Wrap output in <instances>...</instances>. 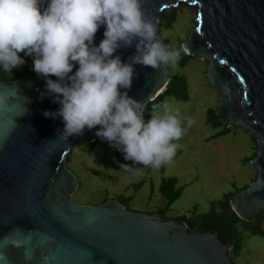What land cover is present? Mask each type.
<instances>
[{
	"label": "water",
	"instance_id": "obj_1",
	"mask_svg": "<svg viewBox=\"0 0 264 264\" xmlns=\"http://www.w3.org/2000/svg\"><path fill=\"white\" fill-rule=\"evenodd\" d=\"M180 4L197 12L182 45L187 55L207 62L206 79L220 93L216 116L258 142L250 162L256 178L230 200L235 214L251 222L264 210V0H141L163 44L161 16ZM46 7L47 0H41V10ZM103 32L101 26L94 45ZM135 43L114 55L127 62ZM134 68L131 89L121 91L144 103V115L170 74L167 66ZM44 85L45 78L33 69L0 80V93L7 97L0 111V264H232L217 233L190 232L186 223L130 211L116 200L99 206L74 203L71 196L80 183L67 165L68 155L79 139L96 142L100 126L60 137L62 119L43 115L59 108L53 94L41 98Z\"/></svg>",
	"mask_w": 264,
	"mask_h": 264
},
{
	"label": "clouds",
	"instance_id": "obj_2",
	"mask_svg": "<svg viewBox=\"0 0 264 264\" xmlns=\"http://www.w3.org/2000/svg\"><path fill=\"white\" fill-rule=\"evenodd\" d=\"M40 4L41 0H0V70L11 73L25 64L24 57H33V71L45 78L41 98L51 93L52 102L59 104L56 111L45 110L43 115L62 119L63 139L99 125L95 135L120 151L125 161L153 168L170 161L179 147L174 141L185 131L180 109L166 100L154 104L145 120L144 103L121 89H131L136 64L154 70L176 67L185 47L162 43L141 0H47L43 10ZM101 26L103 39L96 46ZM134 40L135 54L122 62L114 54ZM6 104L7 97L0 93V111ZM185 119L189 127L194 123L191 117ZM120 167L134 175L142 171L128 164Z\"/></svg>",
	"mask_w": 264,
	"mask_h": 264
},
{
	"label": "rangeland",
	"instance_id": "obj_3",
	"mask_svg": "<svg viewBox=\"0 0 264 264\" xmlns=\"http://www.w3.org/2000/svg\"><path fill=\"white\" fill-rule=\"evenodd\" d=\"M167 12H176V20L170 30L160 28V35L169 40L170 48H177L195 26L197 12L186 4ZM168 66L172 74L185 76L189 86L188 101L165 99L180 109L185 131L174 143L179 145L177 151L182 152L159 168L144 167L125 161L120 151L100 137L92 148L91 142L79 139L71 148L67 162L80 183L71 196L74 203L99 206L104 198L118 201L122 195L133 198L128 210L159 215L158 210L165 205L158 192L161 179L176 177L183 191L166 214L167 219L174 220L180 215L189 217L195 207L198 214H205L212 202L222 200L226 193L255 180L256 171L248 159L257 153L256 137L242 128H232L228 134L215 138L221 128L213 130L207 125V110H216L220 96L206 79L207 62L193 57L184 68ZM186 117L194 120L190 127ZM121 164L140 168L141 174L126 172ZM139 183L143 185L137 188ZM262 229L264 231V224ZM234 261L237 264H264V238L243 232L242 251Z\"/></svg>",
	"mask_w": 264,
	"mask_h": 264
},
{
	"label": "trees",
	"instance_id": "obj_4",
	"mask_svg": "<svg viewBox=\"0 0 264 264\" xmlns=\"http://www.w3.org/2000/svg\"><path fill=\"white\" fill-rule=\"evenodd\" d=\"M175 20L176 12H164L160 19V28L163 30H170L172 25L175 23ZM162 40L166 46H168L169 40ZM20 55L23 56L24 54L20 53ZM24 58L25 64L19 68L13 69L11 73H5L0 70V80H10L27 74L32 69V61L30 60V56ZM192 58L193 56L187 55L186 53L182 54L178 67L184 68ZM167 68L170 74V81L166 89L154 101L149 102L146 106L144 112L145 120L150 118L153 105L164 102L166 98H173L176 101L184 102L189 100V86L185 76L172 74L168 65ZM206 122L213 130L221 128V131L214 135L215 138L226 135L230 132V129L219 121L214 109L207 110ZM254 141L257 143L255 138ZM95 143L96 142L90 143L91 148ZM181 152V150L176 151L175 156L179 155ZM255 156L256 154L249 158L248 161H251ZM69 160L70 157L67 158V162H69ZM142 185V183H139L136 186L137 188H140ZM248 186L249 185H246L241 189H236L234 192H228L223 196L222 200L212 202L209 211L205 214H198L197 208L195 207L193 212L189 214V217L186 215H180L174 220L186 223L190 232L217 233L222 244L227 247L228 255L232 264H237L234 260L242 251L243 232L264 238V231L262 229L264 224L263 210L257 214L254 221L245 222L235 214L230 206V200L233 195ZM182 191L183 187L178 186V179L176 177H163L161 179L158 192L161 199L165 201V205L163 208L159 209L157 213L162 216L164 220L167 219L166 214L169 212L171 205L180 198ZM132 199V197L125 198L121 195L119 196L118 202H120L127 209V207H130ZM106 201H108V198H104L101 204Z\"/></svg>",
	"mask_w": 264,
	"mask_h": 264
},
{
	"label": "snow or ice",
	"instance_id": "obj_5",
	"mask_svg": "<svg viewBox=\"0 0 264 264\" xmlns=\"http://www.w3.org/2000/svg\"><path fill=\"white\" fill-rule=\"evenodd\" d=\"M196 31H199V29L197 28ZM221 63H223V61H221Z\"/></svg>",
	"mask_w": 264,
	"mask_h": 264
}]
</instances>
